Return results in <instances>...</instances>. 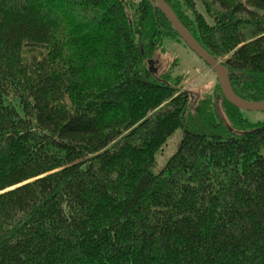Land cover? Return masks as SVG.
Returning a JSON list of instances; mask_svg holds the SVG:
<instances>
[{
  "label": "trees",
  "instance_id": "obj_1",
  "mask_svg": "<svg viewBox=\"0 0 264 264\" xmlns=\"http://www.w3.org/2000/svg\"><path fill=\"white\" fill-rule=\"evenodd\" d=\"M165 1L264 101V0ZM166 39L148 0H0V264H264V120L160 75Z\"/></svg>",
  "mask_w": 264,
  "mask_h": 264
},
{
  "label": "rangeland",
  "instance_id": "obj_2",
  "mask_svg": "<svg viewBox=\"0 0 264 264\" xmlns=\"http://www.w3.org/2000/svg\"><path fill=\"white\" fill-rule=\"evenodd\" d=\"M196 8L200 15L207 16L204 7L197 5ZM187 15L190 17V20H194L195 16L193 12L188 11ZM154 59L156 61L155 68L160 75L166 73L175 66L172 70L173 75L182 78V90L188 91L192 95L194 101H198L208 96V94L212 95L217 91V80L213 70L184 43L177 39H166L163 52L159 50ZM218 103L219 107H221L222 100ZM243 115L246 120L253 124L264 120L263 112L244 111ZM181 137L182 134L178 131L171 138L169 145L165 149V153L158 157L159 167L164 166L176 151L177 144L181 140Z\"/></svg>",
  "mask_w": 264,
  "mask_h": 264
},
{
  "label": "water",
  "instance_id": "obj_3",
  "mask_svg": "<svg viewBox=\"0 0 264 264\" xmlns=\"http://www.w3.org/2000/svg\"><path fill=\"white\" fill-rule=\"evenodd\" d=\"M156 9L160 10L166 19L172 24L180 38L208 66H210L216 74L224 98L234 107L242 111L264 112V101L262 102H247L239 98L233 91L230 80L229 70L208 51L189 33V31L181 23L180 19L167 4L165 0H148ZM150 70L154 69V61H149ZM217 106V105H216Z\"/></svg>",
  "mask_w": 264,
  "mask_h": 264
}]
</instances>
